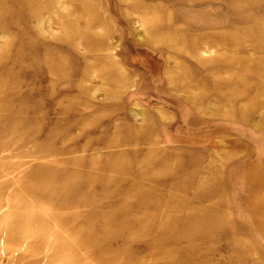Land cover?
<instances>
[{"label": "rangeland", "instance_id": "obj_1", "mask_svg": "<svg viewBox=\"0 0 264 264\" xmlns=\"http://www.w3.org/2000/svg\"><path fill=\"white\" fill-rule=\"evenodd\" d=\"M0 264H264V0H0Z\"/></svg>", "mask_w": 264, "mask_h": 264}, {"label": "bare ground", "instance_id": "obj_2", "mask_svg": "<svg viewBox=\"0 0 264 264\" xmlns=\"http://www.w3.org/2000/svg\"><path fill=\"white\" fill-rule=\"evenodd\" d=\"M151 41H152V42H155V41H154V39H153V40H151Z\"/></svg>", "mask_w": 264, "mask_h": 264}]
</instances>
